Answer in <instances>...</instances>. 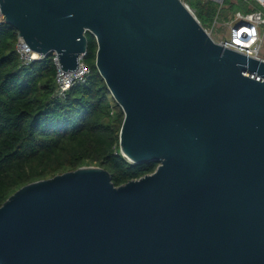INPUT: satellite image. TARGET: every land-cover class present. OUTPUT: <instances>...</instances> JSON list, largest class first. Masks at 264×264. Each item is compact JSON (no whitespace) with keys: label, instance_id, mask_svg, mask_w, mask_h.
<instances>
[{"label":"water","instance_id":"water-1","mask_svg":"<svg viewBox=\"0 0 264 264\" xmlns=\"http://www.w3.org/2000/svg\"><path fill=\"white\" fill-rule=\"evenodd\" d=\"M221 4V0L214 1ZM2 23L74 72L86 57L124 117L115 187L83 167L0 207V264H264V61L214 43L180 0H0Z\"/></svg>","mask_w":264,"mask_h":264},{"label":"trees","instance_id":"trees-1","mask_svg":"<svg viewBox=\"0 0 264 264\" xmlns=\"http://www.w3.org/2000/svg\"><path fill=\"white\" fill-rule=\"evenodd\" d=\"M185 1L203 28L219 18L228 22L237 12L261 10L244 0H236L237 7L234 0H223L221 7ZM86 37L89 78L57 101L54 55L24 66L16 53L17 32L0 23V207L26 185L83 167L107 171L115 187L154 172L157 164L133 165L120 154L124 115L95 68L96 43Z\"/></svg>","mask_w":264,"mask_h":264},{"label":"built area","instance_id":"built-area-1","mask_svg":"<svg viewBox=\"0 0 264 264\" xmlns=\"http://www.w3.org/2000/svg\"><path fill=\"white\" fill-rule=\"evenodd\" d=\"M260 7L256 12L242 14L237 12L230 20V38L228 41L219 42L226 48L232 49L249 58L259 59L261 51V34L264 28V0H244ZM0 13V23H2ZM16 53L24 66L34 62H40L45 56L33 53L26 43L17 34ZM53 65L55 67V92L53 99L63 101L67 93L77 85H83L89 78V68L84 64L83 59L78 61L77 70L74 72L62 71L57 57L54 55ZM264 61V60H263Z\"/></svg>","mask_w":264,"mask_h":264},{"label":"rangeland","instance_id":"rangeland-1","mask_svg":"<svg viewBox=\"0 0 264 264\" xmlns=\"http://www.w3.org/2000/svg\"><path fill=\"white\" fill-rule=\"evenodd\" d=\"M185 6L188 7L189 11L191 12V14H193L194 16V10L192 8H189V6L187 5L186 1L185 0H180ZM203 2L205 1H210V2H213L215 3L214 1H217V0H202ZM221 4H217L218 6H222L223 5V0H221ZM232 2H235V7H237V1L234 0ZM216 4V3H215ZM233 13L236 12V9H233L232 10ZM224 16L227 17V19H230V16H231V12L229 11H226L224 13ZM195 17V16H194ZM196 18V17H195ZM230 20L228 22L224 21V20H221L220 18L217 19L215 21V23L212 24L211 27L207 28V27H202L206 32L207 34L209 35V37L214 41V43H219V42H225V41H228L229 38H230ZM260 58L262 60H264V28H263V31H262V34H261V51H260Z\"/></svg>","mask_w":264,"mask_h":264}]
</instances>
